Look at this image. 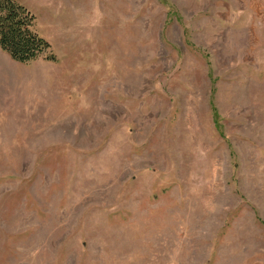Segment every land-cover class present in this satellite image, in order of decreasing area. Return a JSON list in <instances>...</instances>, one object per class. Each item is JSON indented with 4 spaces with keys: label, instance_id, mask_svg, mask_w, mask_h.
<instances>
[{
    "label": "rangeland",
    "instance_id": "obj_1",
    "mask_svg": "<svg viewBox=\"0 0 264 264\" xmlns=\"http://www.w3.org/2000/svg\"><path fill=\"white\" fill-rule=\"evenodd\" d=\"M17 1L0 264H264V0Z\"/></svg>",
    "mask_w": 264,
    "mask_h": 264
},
{
    "label": "trees",
    "instance_id": "obj_2",
    "mask_svg": "<svg viewBox=\"0 0 264 264\" xmlns=\"http://www.w3.org/2000/svg\"><path fill=\"white\" fill-rule=\"evenodd\" d=\"M36 17L17 0H0V47L19 62L36 60L47 54L56 60L51 43L34 28Z\"/></svg>",
    "mask_w": 264,
    "mask_h": 264
}]
</instances>
